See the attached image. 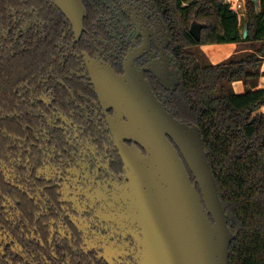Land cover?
Returning <instances> with one entry per match:
<instances>
[{"label": "flooded vegetation", "instance_id": "flooded-vegetation-1", "mask_svg": "<svg viewBox=\"0 0 264 264\" xmlns=\"http://www.w3.org/2000/svg\"><path fill=\"white\" fill-rule=\"evenodd\" d=\"M115 1L107 29L81 0L80 30L58 0H0V264H140L123 154L146 153L120 137L97 80L122 77L134 51V72L164 106L179 80L152 0Z\"/></svg>", "mask_w": 264, "mask_h": 264}, {"label": "trees", "instance_id": "trees-1", "mask_svg": "<svg viewBox=\"0 0 264 264\" xmlns=\"http://www.w3.org/2000/svg\"><path fill=\"white\" fill-rule=\"evenodd\" d=\"M185 1L152 0L166 26L179 80L176 90L166 95L165 106L180 122L200 129L227 224L235 235L229 263L264 264V91L247 89L238 95L232 89L240 80L254 86L262 74L264 0L259 9L254 0H246V38L229 3ZM86 2L92 12L96 7L104 12L106 27L108 12H121L115 0ZM194 22L204 26L199 39L190 32ZM107 29L104 39L114 46L116 35ZM229 43L240 45L245 53L216 65H201L193 50Z\"/></svg>", "mask_w": 264, "mask_h": 264}, {"label": "water", "instance_id": "water-1", "mask_svg": "<svg viewBox=\"0 0 264 264\" xmlns=\"http://www.w3.org/2000/svg\"><path fill=\"white\" fill-rule=\"evenodd\" d=\"M58 3L82 30L81 0ZM203 27L194 22L190 32L199 39ZM141 53H129L122 77L107 69L97 80L102 99L118 116L120 137L146 153L123 154L134 175L136 217L143 228L140 264H230L235 235L227 224L200 129L177 120L142 78L143 72H134L133 61Z\"/></svg>", "mask_w": 264, "mask_h": 264}, {"label": "crops", "instance_id": "crops-1", "mask_svg": "<svg viewBox=\"0 0 264 264\" xmlns=\"http://www.w3.org/2000/svg\"><path fill=\"white\" fill-rule=\"evenodd\" d=\"M259 9L260 0H254ZM229 4L232 5L234 11H236L239 15L240 27L242 35L246 31V0H234L231 2L228 0ZM199 49L202 53L208 58L209 64L216 65L228 60L230 57L235 54H243L245 50L243 47L236 43L229 44H211V45H203L200 46ZM261 76L256 80L254 86L252 84L246 85L243 81H235L232 84V89L235 94L241 95L247 92V89H251L252 91L262 90L264 91V61L261 65ZM260 111L264 112V107L260 109Z\"/></svg>", "mask_w": 264, "mask_h": 264}, {"label": "rangeland", "instance_id": "rangeland-1", "mask_svg": "<svg viewBox=\"0 0 264 264\" xmlns=\"http://www.w3.org/2000/svg\"><path fill=\"white\" fill-rule=\"evenodd\" d=\"M191 1H193V0H186L185 3L191 2ZM220 1L229 3L228 0H220ZM230 1L231 2H234V0H230ZM193 50L196 53V55L198 57V60H199V62H200L201 65H203V66L209 65L208 58L204 55V53L201 52V50L199 49V47H195V48H193Z\"/></svg>", "mask_w": 264, "mask_h": 264}]
</instances>
